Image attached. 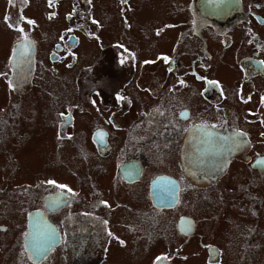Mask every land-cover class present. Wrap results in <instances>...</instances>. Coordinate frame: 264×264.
I'll use <instances>...</instances> for the list:
<instances>
[{
  "label": "flooded vegetation",
  "instance_id": "af4514ba",
  "mask_svg": "<svg viewBox=\"0 0 264 264\" xmlns=\"http://www.w3.org/2000/svg\"><path fill=\"white\" fill-rule=\"evenodd\" d=\"M137 3L0 0V264H180L191 243L203 264H264V0H150L179 19L139 27ZM180 27L182 51L161 48ZM20 42L34 66L11 86ZM38 116L53 139L26 178L16 149Z\"/></svg>",
  "mask_w": 264,
  "mask_h": 264
},
{
  "label": "rangeland",
  "instance_id": "374dc122",
  "mask_svg": "<svg viewBox=\"0 0 264 264\" xmlns=\"http://www.w3.org/2000/svg\"><path fill=\"white\" fill-rule=\"evenodd\" d=\"M137 1V5L135 6L136 9L133 12L132 15V19L135 20V24H138V27L140 25H146V23L148 21H150L149 23L152 24H157V21H162L165 19H170L173 21H177L179 19L178 16H176L175 19H173L172 13H169V15H167V13H164L162 11V9L158 8V7H152L150 0H135ZM154 9H158L157 11H154ZM95 10L98 14L101 13L100 11V6L99 3L97 1H95ZM110 11L112 12L113 10L110 9ZM142 13V14H141ZM140 15V16H138ZM114 21L117 23V18L114 17ZM5 28L3 27V25L0 23V35H2V30ZM182 29V27L178 28L176 31L175 30H169L167 32H164L161 35V39H163L161 41V43H159L160 47L163 49H168L170 46V43L172 44L173 42H180V46H177L175 51L177 53H180L182 51V38L179 40L178 38V32ZM6 31V30H5ZM7 32V31H6ZM138 29L133 28L132 29V33L137 35ZM104 39L109 41L110 37L112 36L111 33H109L108 31L103 30L102 32ZM11 34L9 32H7V37L4 39L3 44H0V60H2V56L4 54L5 48H6V42L8 41V39L10 38ZM157 42L159 38H156ZM88 46V49H92L94 51L95 54L98 53V48H96L94 46V44L92 43H84V49ZM107 56L110 54V51L106 52ZM105 54V55H106ZM146 54L143 52L141 54V56H145ZM2 62H0V66H1ZM221 62H219L216 66L215 69H222L226 66H223L222 68H220L221 66ZM221 76H224V74H219ZM229 81V80H228ZM56 87H62V85L57 84ZM0 88L1 89H8L4 86V79H0ZM44 88L43 86H39L36 89L30 91H26L25 94L21 95L20 97H14L15 101L18 102H23L24 104H29V106H32V104L30 103H35L36 100L35 99H39L38 96H34V95H30V94H35L37 90ZM41 98V96H40ZM20 100V101H19ZM41 102H43L40 99ZM36 125L34 127L32 126H28V123H25L26 126V130L29 134V136L27 138L24 139V141H22V144L16 149V156L18 159V172L22 174V176L26 177V178H33L36 174H38L40 171H42V168L45 166L46 160H47V152L50 149V146H48V144H50L52 142V132L51 129L47 126H45L44 124L41 123V119L38 116V118L36 119ZM49 139L48 144H46V140ZM60 178H64V179H68L73 183H76L75 178L70 176L69 174L66 173H60ZM101 184H103V186H108L109 185V181H110V175L104 174V175H99V177H97ZM204 225H202V233L205 237L206 241H217V242H221V238H222V233H220V230L222 229L223 225H221L219 227V230H215V234L218 235H214V237L210 234L211 232V227H206L203 228ZM196 248V245L194 243H191V247L187 250L186 247L184 248V253L186 254V260L182 261V263L180 264H203L202 262V256L201 253L199 255H194L191 254L190 252ZM157 250V249H156ZM155 250V251H156ZM122 255L126 256L128 255L127 250H122ZM139 258L142 260L139 261V264H144L146 262V256L145 255H140ZM262 258V257H261ZM126 263L130 264L129 262L126 261ZM228 263V261L225 262V264ZM262 264V261H261Z\"/></svg>",
  "mask_w": 264,
  "mask_h": 264
},
{
  "label": "water",
  "instance_id": "95a60500",
  "mask_svg": "<svg viewBox=\"0 0 264 264\" xmlns=\"http://www.w3.org/2000/svg\"><path fill=\"white\" fill-rule=\"evenodd\" d=\"M17 53L19 52V49L16 51ZM14 69L16 70L17 74L20 75L22 73L23 65H20L18 63L13 64Z\"/></svg>",
  "mask_w": 264,
  "mask_h": 264
},
{
  "label": "snow or ice",
  "instance_id": "6c2138e0",
  "mask_svg": "<svg viewBox=\"0 0 264 264\" xmlns=\"http://www.w3.org/2000/svg\"><path fill=\"white\" fill-rule=\"evenodd\" d=\"M13 2V0H9V3H12ZM6 20L8 19V17H6L5 18ZM28 23L29 24H31V23H33L32 21H28ZM10 27H12V25H9ZM166 59V58H165ZM117 99L119 100L120 99V97H117ZM48 183H54L53 181H48ZM59 187H61V188H64V187H66V186H63V185H60ZM69 191H71V190H69ZM121 243H123V242H121ZM159 259V258H158Z\"/></svg>",
  "mask_w": 264,
  "mask_h": 264
}]
</instances>
